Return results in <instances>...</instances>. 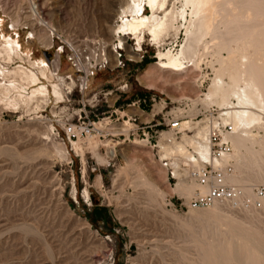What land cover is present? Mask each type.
<instances>
[{"label":"rangeland","instance_id":"rangeland-1","mask_svg":"<svg viewBox=\"0 0 264 264\" xmlns=\"http://www.w3.org/2000/svg\"><path fill=\"white\" fill-rule=\"evenodd\" d=\"M127 1L0 0V40L16 38L33 60L55 61L59 55L58 75L75 79L65 80L63 102L51 98L38 110L36 103H16L15 89L8 96L0 89V264H264V206L254 208L243 199L192 209V193L182 196L175 188L194 183L183 176L172 179L163 158L166 149L209 131L210 113H222L220 99L204 100L216 77L232 85L233 77H240L242 55L264 64V9H255L253 0L219 4L224 10L215 12L216 29L199 45L197 66L176 73L157 67L156 54L181 49L188 24L180 14L185 9L190 20L191 9L185 0H169L177 29H170L159 45L146 36L137 58L129 51L136 41L126 36L128 49L121 51L126 66L117 67L109 51L110 65L91 73L87 90L79 92L71 53L60 47L96 38L111 45ZM18 64L31 68L27 59L9 62L0 56V70L11 72ZM146 70L144 80L154 89L139 81ZM14 77L0 72V83H14ZM144 97L145 112L128 107ZM135 110L141 113L137 122L125 124L123 116ZM84 111L96 120V130L79 137L77 150L63 143L57 130L62 135L61 127L77 123ZM170 121L181 122L179 130L170 129ZM147 122L155 125L148 130L149 138L154 136L150 141L136 131ZM259 134L262 139L264 132ZM258 140H248L241 149L258 164L246 167L244 176L264 172ZM59 143L67 159L54 149ZM256 181L246 184L251 197L254 187L264 186Z\"/></svg>","mask_w":264,"mask_h":264},{"label":"bare ground","instance_id":"bare-ground-1","mask_svg":"<svg viewBox=\"0 0 264 264\" xmlns=\"http://www.w3.org/2000/svg\"><path fill=\"white\" fill-rule=\"evenodd\" d=\"M228 1L230 0H185L186 6L190 7L191 9L189 15L191 18L190 20H188V12L185 9H183L180 14L181 19H183V21L188 24L184 27L186 31V40L181 49L176 53L171 52V50L159 49L156 54L157 61L155 62V65L161 69L176 73L184 72L188 67L191 66L196 67L197 58L199 55V45L201 41L207 34L213 33L216 29L214 22L215 20L217 22L218 13L215 15V12H219L221 10L220 8L223 9L227 4L226 2ZM262 1L263 0H253V3L255 4L254 6L256 7L255 8L253 6V8H259L261 10L264 9V2ZM223 2L225 6H223V4L220 6L219 4ZM229 3L230 2H228V4ZM168 4L169 0L127 1L124 7L122 6L120 15H118V20L120 19L121 23L115 28L116 37L114 38V41L111 43V45H107L110 47L109 51L114 54V48L120 47L123 49H128L126 45L127 37H132L136 41L134 45L135 47L129 50L130 56L134 58H137V52L143 50V43L146 40V36L151 37L153 44L159 45L169 30L175 28L174 23L177 21L175 12L172 9H169ZM233 7L231 9H234ZM145 8L149 10V13H143ZM214 16L216 17L214 18ZM216 22L215 24H218ZM2 23L3 22L0 19V27H2ZM0 56L6 57L9 62L13 61L14 58L19 59L21 62L26 61L27 59V62L31 67L30 69L24 67L22 64H18V66L14 67L11 72L6 71L7 68L0 70V72L6 77L8 74H14L15 77L18 78L16 80L14 77V83H0V89L2 87V94L7 96L11 90L15 89L17 92L16 103L23 104L25 106H28L30 103H36L34 110H38L40 108V102L47 104L51 98H55L57 103L63 102L64 96L62 86L66 85L65 80L73 83L75 82V79L72 76H65V79L64 77L58 75L59 55H57V59L55 61H49L45 57L33 60L30 49L23 51L17 39L12 36H5L3 37L2 41L0 40ZM109 56H112L110 55V52ZM255 61H249L246 55H242L240 60V77L237 78V76H234L232 85L225 83L222 77H216L209 92L205 94L206 97L204 99L210 103L214 102V100L217 98L220 99L218 105L222 113L218 115L219 117L221 116L220 118L222 119L223 123L226 124L229 122L233 125L234 135L231 137V140L234 148L236 172L231 179V182L242 187L245 190L246 196L251 195V188H247L246 184L255 182L256 180V182L264 181V172L262 171L257 173L252 172L253 174L245 173L246 176L243 175L245 172L244 169L254 164L255 160H252L253 157H250L251 159H249L245 154V156L241 154V149L245 147L248 140L255 141L257 138H259L257 142L262 145V148L259 151L260 155H257V159L264 162V137L261 139L259 134L261 131L264 132V64H260L258 62L256 63ZM189 62H191L190 65H187ZM91 73L94 74V71H91ZM149 73L150 70H146L145 73L139 77V81L147 88L154 89L155 87L153 84L147 83L144 80L145 77L149 75ZM42 79H46L49 82V86L42 82ZM29 88L30 91L28 92L27 90ZM6 97L5 100L8 101V98L6 99ZM6 106H8V103ZM161 109L162 106L159 104L155 110L160 112ZM126 123L128 122L125 121V124ZM184 123L185 125L188 124L187 121ZM123 131H125V129ZM76 141L77 140H72L71 144L73 149L78 150L79 146ZM209 148L208 131L198 132L195 137H191L188 143L184 145H178L175 149H166L163 158L164 161L167 160L174 169V174L176 176H180L178 171L180 162L177 163L179 161L177 156L183 158L182 162L186 163L187 161H191L193 164L190 165L197 167L199 163L198 156L207 157ZM54 149L60 154L59 156L62 158H68L66 149L62 144L59 143L54 145ZM257 151L252 153H258ZM171 160L174 161L171 162ZM261 162L259 165H261ZM257 165L258 164L255 166ZM100 181L101 179L98 177L96 182L100 184ZM194 188H196L195 184L189 186L180 184L175 188V191H177L182 196H189L192 191H194ZM85 194L88 196L87 190L85 191ZM217 204L218 202H216L213 207H216Z\"/></svg>","mask_w":264,"mask_h":264},{"label":"built area","instance_id":"built-area-1","mask_svg":"<svg viewBox=\"0 0 264 264\" xmlns=\"http://www.w3.org/2000/svg\"><path fill=\"white\" fill-rule=\"evenodd\" d=\"M127 44V42H126ZM64 47L67 48L71 53V59L73 60L75 75L77 76V87L79 92H83L88 88L89 76L91 71H95L102 67H107L111 63L109 56V49L106 43L99 39H84L78 41H68L65 46L60 47V52H63ZM123 48H114V55L117 61V67L124 68L126 63L122 59ZM154 100V99H153ZM147 98H140L128 107H136L142 112L141 104L146 103ZM84 108L86 106L84 105ZM97 118V114H94ZM127 122H137V116L128 115L125 116ZM83 121L80 123V120ZM98 119V118H97ZM208 120V143L209 153L206 156H198V166L193 167L191 161L186 163L180 162L178 171L180 176L187 178L189 181L196 185V188L192 192L189 198L188 205L192 209L200 207H210L216 202L223 201H236L245 200L246 204L251 207L261 209L264 206V186H256L253 190V197H248L245 194V190L231 182V179L236 172V162L234 157V148L231 137L234 135V128L231 123H223L222 119L218 114L210 113ZM124 121V123H125ZM96 120L84 111V118L82 113L79 114L78 122L75 124L65 123L61 127L63 134L57 130L58 138L63 143L72 140H78L83 134H90L96 130ZM170 129L179 130V121H170ZM155 125L150 123H141V126H137L136 131H142L143 136L150 141L149 128ZM146 130V131H145ZM157 132H155L156 134ZM156 137V136H155ZM169 163H166V165ZM170 167L171 178H177L174 174V169Z\"/></svg>","mask_w":264,"mask_h":264},{"label":"crops","instance_id":"crops-1","mask_svg":"<svg viewBox=\"0 0 264 264\" xmlns=\"http://www.w3.org/2000/svg\"><path fill=\"white\" fill-rule=\"evenodd\" d=\"M140 110V109H139ZM141 111V110H140ZM130 115H134V116H141V113L138 112V110H135L134 113L130 114ZM129 115V116H130Z\"/></svg>","mask_w":264,"mask_h":264},{"label":"trees","instance_id":"trees-1","mask_svg":"<svg viewBox=\"0 0 264 264\" xmlns=\"http://www.w3.org/2000/svg\"><path fill=\"white\" fill-rule=\"evenodd\" d=\"M147 62V61H146ZM107 220V219H106Z\"/></svg>","mask_w":264,"mask_h":264}]
</instances>
